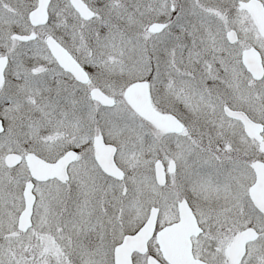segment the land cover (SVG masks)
<instances>
[{"label": "snow or ice", "instance_id": "snow-or-ice-1", "mask_svg": "<svg viewBox=\"0 0 264 264\" xmlns=\"http://www.w3.org/2000/svg\"><path fill=\"white\" fill-rule=\"evenodd\" d=\"M0 264H264V0H0Z\"/></svg>", "mask_w": 264, "mask_h": 264}]
</instances>
